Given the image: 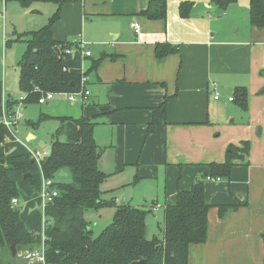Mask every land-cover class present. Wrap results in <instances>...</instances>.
<instances>
[{"label": "crops", "instance_id": "obj_1", "mask_svg": "<svg viewBox=\"0 0 264 264\" xmlns=\"http://www.w3.org/2000/svg\"><path fill=\"white\" fill-rule=\"evenodd\" d=\"M184 1L193 3L185 18L178 14ZM147 4L148 0H70L62 5L52 25L53 38L81 40L92 57L107 53L113 58H104L86 75L90 94L85 100L50 103L52 98L43 104L42 113L97 115L93 137L98 166L109 173L110 186L119 190L114 202L147 209L154 216L162 209V219L178 188L189 189L199 175L208 173V163L223 162L228 145L249 141L248 154L234 161L229 179L204 180L205 200L213 204L207 214V236L204 243L189 246L187 264H262L264 28L249 23V0H237L220 15L209 0H166L164 21L138 15ZM5 19L0 21L3 28ZM162 42L177 45L179 51L156 58L155 44ZM88 66L86 58L82 68ZM236 86L247 89L246 111L228 99ZM173 94L167 103V123L147 134L151 108ZM11 96L2 87V98ZM35 104L24 103V123L25 110L33 112ZM35 137L31 131L25 135L28 141ZM19 143L3 142L4 159L26 152L28 146ZM136 165L138 179L128 182L123 172ZM144 178L153 180L155 187L141 186ZM148 201L149 208L140 206ZM237 203L241 204L237 209L218 215L216 205ZM22 221L28 230L38 231L29 228L25 218Z\"/></svg>", "mask_w": 264, "mask_h": 264}, {"label": "trees", "instance_id": "obj_2", "mask_svg": "<svg viewBox=\"0 0 264 264\" xmlns=\"http://www.w3.org/2000/svg\"><path fill=\"white\" fill-rule=\"evenodd\" d=\"M14 1L21 6H29L35 1H49L56 5L48 22L41 28L25 32L30 36L27 47L20 58L18 86L26 93L24 103H38L42 92H71L80 89L81 76H86L101 61L113 58L107 53L89 59V66L82 68V59L76 43L58 41L53 38L52 25L59 18L63 4L70 0H4ZM237 0H209L215 12L220 15ZM193 3L180 2V17L190 15ZM149 20L166 19V0H148L147 7L137 13ZM249 23L264 28L263 0H249ZM8 43L6 41L5 45ZM54 47L59 50L57 55ZM74 49L65 54V48ZM178 46L167 42L156 43L154 54L163 58L178 52ZM163 84V83H162ZM247 89L236 86L232 100L246 111L248 109ZM165 95L160 104L151 108V120L147 123V134L155 127L167 123V103L174 97ZM2 84L0 82V112ZM16 100L7 98L6 105L12 106ZM96 116H52L40 113L36 121L25 120L24 124L38 125L47 119L59 122L53 134L48 154L42 159L40 168L28 152L11 155L4 159L3 142L12 140L7 129L0 124V264H9L4 253L12 258L10 245H21V249H32L42 242L41 233L28 230L20 218L18 207L11 205L13 197L19 194L30 196L40 188L41 175L53 180L55 197L44 210L46 227L43 239L46 261L51 264H129L145 259V264H187L189 246L204 243L207 236V214L213 206L205 200L204 180L207 176L229 179L236 159L248 154L249 141H241V146L230 144L225 160L211 162L208 173L199 175L187 190L177 189L174 203L164 207L162 238L146 237L145 219L149 210L121 204L116 206L112 222L97 236L92 237L84 211L115 204L113 200L101 199L100 184L107 173L98 166L99 151L93 137L98 121ZM59 136L64 139L60 140ZM64 171L71 176L68 182L55 181ZM241 204H218V215L237 209ZM263 243L264 231L260 234Z\"/></svg>", "mask_w": 264, "mask_h": 264}, {"label": "rangeland", "instance_id": "obj_3", "mask_svg": "<svg viewBox=\"0 0 264 264\" xmlns=\"http://www.w3.org/2000/svg\"><path fill=\"white\" fill-rule=\"evenodd\" d=\"M55 9L56 5L53 2L49 1H35L27 7L21 6L14 1H10L5 4L6 19L4 28L0 26V82L5 91L12 92L14 98L21 93L18 86V62L22 57L24 51L26 50V40L30 38L28 34H25V32L37 30L45 25L48 22V18L53 14ZM4 36L5 38L7 37L6 39L8 40V43L5 46L3 42ZM90 56L92 57L93 55L91 54ZM62 101L67 100H65L62 95L56 94L50 103H60ZM62 105L66 104L62 103ZM31 108L33 112L28 109L25 110L26 120L36 121L39 114L45 111V105L43 104H35ZM53 112L57 111L54 110ZM239 112L243 113L242 111ZM96 120L99 119L97 118ZM58 125L59 122L53 118L44 120L36 126H32L30 124H21L18 128L17 133V137L19 138V140H13V142L17 143V145H22L21 143H19L22 141L28 146L29 149H45L48 151L53 140V134ZM28 131H31L36 135L34 140L28 141L25 139V135ZM59 139L63 140L64 137L59 136ZM6 141L11 140L7 139ZM9 143L11 144V142H8L5 146L8 147ZM17 148L19 149L21 147L17 146ZM22 150H24V148ZM137 168V165L127 166L125 168L123 175L124 177L128 178V182H132L133 180L138 179L137 177L139 174ZM107 174L108 177L109 173ZM107 177L100 184L101 199L110 201L113 200L114 197H118L119 190L118 188L114 189L110 186L113 184V182L109 181V178ZM70 180L71 176L69 174L63 177L58 176L55 178V181L68 182ZM128 184V187H130V185L132 186L133 183ZM140 184L144 187L151 186L152 184V187H155V183L151 179L148 180L144 178ZM138 187L141 188L140 186ZM35 196L37 197V194H32L30 196H21L19 200L18 210L21 219L23 220L25 218V222L28 224L29 228L32 227V229H36L39 231L41 227L42 213L40 206L37 204L38 201ZM121 204L122 201L116 202L115 204H106L99 208L86 209L84 211V218L89 223L92 237L97 236L106 226H108L112 222L116 206ZM150 205V201H148L144 203V205L140 206L149 208ZM145 224V234L147 239H151L153 236H156L159 239L162 238V209L160 210L159 215L156 216H154L149 211L146 215ZM26 249L28 248L20 249L16 252L15 256H12V258H9L8 255L4 253V258L6 260H9V264H27L25 259L23 258V251Z\"/></svg>", "mask_w": 264, "mask_h": 264}, {"label": "built area", "instance_id": "obj_4", "mask_svg": "<svg viewBox=\"0 0 264 264\" xmlns=\"http://www.w3.org/2000/svg\"><path fill=\"white\" fill-rule=\"evenodd\" d=\"M4 17H5V1L0 0V21L1 23H4ZM133 28L136 34L140 31V25L137 21L133 22ZM4 46L6 43V39H3ZM78 46L77 49L79 50L80 57L83 59L85 57H88L91 55L90 48L87 46V44L81 40L74 42ZM65 54L73 53L74 49L72 48H65L64 49ZM80 89L77 91H71V92H52V91H46L42 92L39 99L38 104H44L50 101L56 94L62 95L63 98L67 101H74V100H85L88 95L90 94L89 89L86 87V76L82 75L80 80ZM214 86L216 84L214 83ZM214 98H218L219 94L217 91H214L213 94ZM26 97V93H20L17 97L11 96V99L14 98L16 102L12 106L6 105V99L2 98L1 102V112H0V124L3 125L9 134L12 136V140H19L17 137L18 128L22 124L23 121V105H24V99ZM229 100H232V97L228 98ZM26 152L30 154V157L35 161V163L40 168L42 159L48 154V151L45 149L39 150V149H27ZM206 180L210 181H218L220 180V177H210L207 176ZM39 197H40V209L42 213L41 217V228L39 232L41 233L42 242L39 246L32 248V249H26L23 251V258L25 259L27 264H51L46 261L45 258V247L43 243L44 236V230L46 227L45 223V217L43 215V210L45 206L52 201L53 197L56 196L57 191L53 188V180L51 178H47L44 175H41V183L39 188ZM11 205L13 207H18L19 205V199L17 197H13L11 199Z\"/></svg>", "mask_w": 264, "mask_h": 264}, {"label": "water", "instance_id": "obj_5", "mask_svg": "<svg viewBox=\"0 0 264 264\" xmlns=\"http://www.w3.org/2000/svg\"><path fill=\"white\" fill-rule=\"evenodd\" d=\"M54 52L57 55L59 54V50L56 47H54ZM22 124H24V121H22ZM60 174H63V171H60L59 175ZM20 249H21V245L14 246V244H11L10 245L11 255L15 256L16 252L19 251ZM129 264H145V259L135 260V261L130 262Z\"/></svg>", "mask_w": 264, "mask_h": 264}]
</instances>
